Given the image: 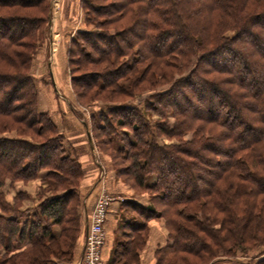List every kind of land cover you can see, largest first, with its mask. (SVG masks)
Listing matches in <instances>:
<instances>
[{"label":"trees","instance_id":"16d2710c","mask_svg":"<svg viewBox=\"0 0 264 264\" xmlns=\"http://www.w3.org/2000/svg\"><path fill=\"white\" fill-rule=\"evenodd\" d=\"M51 8V0H0V249L19 253L17 264H50L48 256L70 254L81 225L83 170L39 111L33 77ZM79 8L85 29L101 30H77L67 43L71 85L83 104L108 89L109 97L125 100L166 84L143 109L87 105L92 144L96 139L129 162L135 187L153 192V203L163 207L139 208V215L147 213L142 221L122 210L108 264H130L125 254H137L147 221L156 217L170 232L155 252L157 264H186L183 255L197 258L195 264H237L252 253L254 264H264V0H80ZM82 67L85 73L76 74ZM144 111L162 122H150ZM12 129L42 140L5 137ZM41 171V182L51 180L57 193L29 218L19 209L27 196L17 191L11 203L2 188L8 179L36 180Z\"/></svg>","mask_w":264,"mask_h":264},{"label":"crops","instance_id":"0c3cea01","mask_svg":"<svg viewBox=\"0 0 264 264\" xmlns=\"http://www.w3.org/2000/svg\"><path fill=\"white\" fill-rule=\"evenodd\" d=\"M60 3L62 4V7L59 12L58 8H55V0H52L49 29L43 44L38 50L39 55L38 53L36 55V58L38 59L33 64V74L35 76H38L39 74V81H41L42 83V85L37 86L38 109L41 113H47L49 115L51 121L57 128V131L63 137V146L67 145V153L71 156H78L79 163L83 170V180L80 187L78 188L80 196H83V202L81 207L79 208V213L81 215L82 232L74 250L73 262L76 261L81 255L83 249L82 247L84 245L88 215L90 214V211L92 209L93 201L99 195L98 188L105 187L104 189L114 198V201L109 208L107 220L105 223L106 243L103 249V258L105 261H107L110 258V253L115 238L121 234V232L119 231V221L121 220L123 211L121 209V206L119 205V202L132 201L138 203L143 207H147L149 203L143 196H134L127 190H125L122 186H119V182L117 181V179L113 176V174L109 173V169H106V171H104L101 162L98 163L97 157L92 151V142L89 138L90 130L85 129L87 127L85 126V124H83L84 120L77 118L78 114L74 110L75 105H71V103L73 102L71 101V96L69 95L71 89L70 86L66 87V84L70 78L69 74L67 75L66 73L67 71H69L67 70L68 67L66 63L67 42L64 43L63 46H61V44L59 43H56L55 33H57V37L60 36L61 38V27L65 23V20L68 21L67 16L69 15V11L73 9L72 3L67 7L66 5L68 3L65 4L64 0L63 2L61 0ZM72 14L73 16L69 18L70 21L76 20L75 12L73 11ZM39 63L40 66L38 65ZM47 81L49 82L48 85L45 84L47 83ZM67 88H69V91L67 90ZM87 116L88 118H90V113H88ZM75 123H81V127L85 129L83 132L79 131L78 135L71 134L73 129H76V126H79ZM68 124H71L72 128L68 126ZM77 130L80 129L78 128ZM84 134L86 135L85 139ZM76 138H78L79 140L73 142V140H75ZM45 172L46 171H41L39 173L40 177L35 181L41 182L44 179ZM114 186L117 187L114 188ZM17 191L22 190L15 189L14 194H16ZM39 201H27L26 205H23L24 208H21L20 211H26L27 215H29L30 218L32 214L37 210V206L40 203ZM22 218L23 220H19L24 223L26 218ZM150 228L152 229V235L150 238L151 251L157 250L159 247H162L163 245H167L169 243V239L165 233V229L162 225H160V223L153 220L150 223ZM54 230L55 236H57L59 234L58 227L55 226Z\"/></svg>","mask_w":264,"mask_h":264},{"label":"rangeland","instance_id":"374dc122","mask_svg":"<svg viewBox=\"0 0 264 264\" xmlns=\"http://www.w3.org/2000/svg\"><path fill=\"white\" fill-rule=\"evenodd\" d=\"M79 1L80 0H64L65 4L68 3L66 5V7L72 3V9L73 10L69 11V15L67 16L68 17V21L65 20V23L61 27V31H62L61 38H60V36L57 37V33H55V42L61 44V46H63L64 43H66V42L68 43L69 39L74 38L75 32L77 30H80V29L83 30V31L91 30V31H94V32L101 31L98 28H96L95 26H89L88 28L85 29V27L83 25V14H82V12H81V10L79 8ZM60 2H61V0H55V8L56 9L58 8L59 12H60L61 7H62V4ZM62 2H63V0H62ZM51 5H52V0H51ZM73 11L75 12L76 20L70 21L69 18H71V16H73V14H72ZM98 21H100V20H98ZM226 35L227 36H232L233 33L229 32ZM67 43H66V45H67ZM257 44L259 45V43H257ZM38 55H39V53H38ZM37 59L38 58H36V57L34 58L35 61H37ZM76 59L81 60L82 58L81 57L78 58V56H77ZM38 65L40 66V63ZM45 65H46V63H45ZM45 65H44V67H45ZM249 66L250 65L248 64V68H249ZM74 67H75V65H74ZM41 69H43V68H41ZM67 70H69V69H67ZM86 70H87V68H84V67L77 68L76 71H78V72H76V74L85 73L84 71H86ZM246 70H247V68H246ZM44 71H45V68H44ZM35 72H36V70H35ZM66 73H67V75L69 74V76H70V71H67ZM247 73L249 74L248 78H253L255 76V73H252L250 69H248ZM33 77L35 79V83H36L37 86L42 85L41 81H39V79H40L39 74H38V76L34 75ZM127 78H128L127 79L128 82L125 81L126 82L125 83L126 86H128L129 81L132 80V78H130L129 76H127ZM247 83H248L247 86L249 88L253 87L249 82H247ZM45 84L48 85L49 82L47 81V83H45ZM68 86H70L71 90H70V94L69 95L71 96V101H73L71 103V105L72 106L75 105L74 106L75 109L74 108L73 109L78 114L77 118H79V119L82 118L87 125H88V122H90V119H91V118H88V116H87L88 115V107L91 106V105H94V106H97V105L98 106L99 105L100 106L101 105L104 106L105 105L108 108V107H110L112 105H121V104H124V103H127V104L131 103L132 105H135V106H138V107L140 106L143 109L144 105L147 102L151 101V99H149V97H147V96L150 95V93L153 90L154 91H159V90L166 89V84H164L163 86H155V87H153L152 90L141 89V91H139L138 94L135 95V97H133L132 99L126 98L125 100H124L123 97H120L119 95H115V94L112 95V97H109L108 96L109 95V89H108L105 92H99V94H98L99 96H93L89 100L87 98L84 99L85 104H83V102H82L83 100L81 101L79 99V97L76 94L74 88L72 87L70 78H69V81L66 84V87H68ZM141 87H143V86H141ZM67 90L69 91V88H67ZM88 93H89V95H93L94 91L93 92L88 91ZM87 105H89V106H87ZM107 108L105 109V111H107ZM144 112H145L144 115H145L146 119L149 120L150 122H155V123L162 122L161 118L156 116L154 113H151L149 111H144ZM147 115H151V116H147ZM4 119L9 121L10 125L16 126L14 123H12V121H13L12 119H10V118H4ZM93 123H95V125H97V126L102 125L100 123L99 119H97V118L93 121ZM75 124L76 125L78 124L79 126H76V129H73V131L71 132V134H73V135H78L79 131L83 132L85 129H90L89 125H88V127L86 126L87 128L84 129L83 127H81V123H75ZM68 126H70L72 128L71 124H68ZM114 126L116 127V129L118 131H120V132L122 131L121 130L122 128H119L118 126H116V124H114ZM17 128L22 129V126H19ZM78 128L80 130H77ZM123 130L126 131V129H123ZM25 133L23 135H20V134H17L15 129H12L9 133H7V134L4 133V134H5V137H10V138H15L16 137V138H23V139H27V140H30L29 138H34L35 140H38V141L42 140L41 138L34 136V134L31 133V132H25ZM4 134H2V135H4ZM85 138H86V135L84 134V139ZM89 138H90V135H89ZM116 139H118V141H120V139H122V136L119 135L118 138L116 137ZM186 139H189V135L185 136V140ZM78 140L79 139L76 138L75 140H73V142L74 141H78ZM158 142L165 143L166 145H169L171 143L176 145L178 143V141L176 139L167 140V139H163V138L158 139ZM119 145L121 146L120 143H119ZM66 147H67V145L63 146L64 154H67V148ZM92 151H93V153H95L98 163L101 162L104 171H106V169H109L110 170L109 173L113 174V176L119 182V186H122L125 190H127L130 194H132L134 196H141V197L143 196L144 198L147 199L148 203L154 204V208L157 211H161L162 210L163 207L161 206L160 203H153V201H152V196L154 195L153 192L145 193L140 188H136L135 187V182L133 181L132 177L129 176V174L127 173L128 172L127 168L129 167V162H127L125 159H122L119 156L117 158L116 155L106 145L100 146L98 144V142H96V139L93 140ZM82 180H81V182H82ZM50 181L51 180H49V179H47L45 182H37L35 180H30V181H27V182L17 181V182H13L12 184H10V180L8 179L5 182L4 187L2 188V193L5 195V199H7L9 202L12 203V202H14L13 201V197L15 196L14 190L15 189H21L22 190L21 192L24 193L27 196V198H28L27 200L24 201L25 203L23 202L21 204L22 206L19 208V209H21V208H24V206L26 205L27 201L30 202V201H33V200H35V201H39L40 200L39 202H41L44 199V197L52 196L55 191H50L51 190V188L49 186ZM103 187H104V184H103ZM116 187L117 186H114V188H116ZM98 190H99L98 194H100L101 188L99 187ZM59 191H61V189L58 190V192ZM78 192H79V190H78ZM55 193H57V192H55ZM105 193L110 195V193H108L106 190H105ZM42 195H44V196L42 197ZM110 196H112V195H110ZM96 199L93 201V205H94V202L96 201ZM82 200H83V196H82ZM126 203H128V204H126ZM125 204H126V206H125ZM119 205L121 206L122 210L128 209L127 210L128 214L126 215L127 217L135 218V217L138 216L139 218H136V219L142 221L144 219V216L147 215V213L141 214L142 216L139 215L140 211H141L139 208H142L143 206L139 205L138 203H135V202H132V201H121V202H119ZM19 219L23 220L22 217H20ZM153 220H155L156 222L160 223V225H162L163 228L165 229L166 235L169 236L170 232H169V228L167 227L165 218L156 217V218H153V219L147 221L145 242L141 245L140 248L136 249V251H137L136 253L137 254H134V255L130 254L129 256L127 254H125L126 255L125 259H127V261H129V262L131 261L130 264H157L158 259H159L160 256H159V254L155 253L156 250L151 251V246H150L151 245L150 244L151 243V239L150 238H151V235H152V233H151L152 229L150 228V223ZM75 224H77V223L75 222L74 225H73V223L72 224L68 223V226H71V227L75 228ZM80 224H81V222H80ZM119 224H120L119 231L122 233V229H121L122 221L121 220L119 221ZM63 226H65V225H63ZM79 226H80V229L78 228L79 230H78L77 234L75 233L76 235L74 234L75 237L73 236L74 239H72V246L73 247L70 249V254H65V252L63 251L64 253L62 254L61 257H56V256H52V255L48 256L47 259L49 258L50 260L53 261L50 264H70V263L75 264V262L80 258L81 255L79 256V258L76 261L73 262V260H74V250L76 248L78 239H79V237L81 235V227L82 226L81 225H79ZM58 229H59V227H58ZM163 246H165V245H163ZM58 247L55 245V252H57V250H59ZM32 249H33L32 246H30V245L27 246V250H32ZM34 250H36V249H33V251ZM119 250L120 251L118 252V255L117 256L115 255L117 260L122 259V257H123V252H121V249H119ZM36 251H34V253L36 255L39 254V251H37V252ZM110 255H111V253H110ZM19 256H21V255H19V253L18 254L15 253V252H11V253L6 254L4 252V250L1 248L0 249V264L1 263H3V264H17V261L19 260L18 259ZM183 256H186V258H185L187 260L186 264L200 263V262L197 261V258H195V257L187 256V255H183ZM262 257H264V255ZM11 260H12V262H11ZM109 260H110V258L106 261V264H108ZM256 260H257V258H253V253H252V254L248 255L247 257H239L237 259V261H238L237 264H254ZM27 264H29V263H27ZM223 264H236V263H223Z\"/></svg>","mask_w":264,"mask_h":264},{"label":"built area","instance_id":"2783aa9c","mask_svg":"<svg viewBox=\"0 0 264 264\" xmlns=\"http://www.w3.org/2000/svg\"><path fill=\"white\" fill-rule=\"evenodd\" d=\"M113 201V197L106 194L105 189L101 188L88 215L82 253L75 264H105L103 258V249L106 243L105 223Z\"/></svg>","mask_w":264,"mask_h":264}]
</instances>
